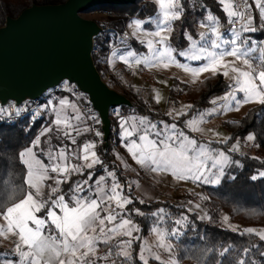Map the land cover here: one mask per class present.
Segmentation results:
<instances>
[{
    "label": "snow or ice",
    "instance_id": "1",
    "mask_svg": "<svg viewBox=\"0 0 264 264\" xmlns=\"http://www.w3.org/2000/svg\"><path fill=\"white\" fill-rule=\"evenodd\" d=\"M149 2L154 4V14L146 19L134 18L128 23L132 31L120 37L118 45L112 46L109 62L119 60L128 67L135 65L145 69L167 70L175 66L190 75L192 83L205 73L209 76L200 81L201 84L221 76L228 81L226 91L210 99V108L191 116L184 110H191L190 104L169 111L166 115L172 117V123L152 121L147 116L125 118L117 112L118 138L137 168L119 153H115L119 164L110 168L98 155L95 140L78 142L86 133L94 132L87 121L99 123V119L83 111L68 97L60 98L57 104L50 100L33 113V121L42 111H47L50 119L25 147L14 153L15 163L23 169V178L0 199V219L4 221L0 224V237L7 239L9 234L15 237L13 249L0 253V264H150L153 260L158 264H177L172 241L188 226V216L181 213L172 220L164 208L153 212L155 220L151 233L155 241L149 243L143 239L139 252L134 255L133 246L141 240L134 233L141 229L130 217L128 206L134 201L127 193L131 192L133 184L137 187L139 184L121 183L117 169L136 172L137 176L142 171L154 178L170 175L176 181L215 186L223 181L229 167L240 165L228 154L239 151V140L226 153L213 144H226L231 137L201 141L192 133H203L202 125L214 115L239 111L249 103L264 106V41H256L248 35L264 31V0H216L224 14L226 30L218 16L200 5L204 16L196 23L198 28L205 30L198 31L194 37L188 29H183L182 35L187 42L183 48L173 44V33L176 23L189 11L184 0ZM196 8V0H192L191 10ZM128 36L146 51L137 52L128 47ZM65 87L72 91L67 82ZM154 99L159 103L161 97L157 93ZM22 111L16 106L0 107V119L20 116ZM182 117L189 118L184 119L181 126L178 121ZM94 134L102 135L99 131ZM213 135L219 136V133L213 132ZM256 139L252 132L245 137L248 142ZM5 150V142L0 138V152ZM0 159L5 168L0 184H7L8 160ZM250 179H264V171ZM144 202L139 200L141 204ZM131 211L143 215L139 209ZM206 216L198 218L204 220ZM228 219L224 217L225 222ZM169 220L173 227L167 226ZM232 230L237 231L235 227ZM243 232L264 241V230L249 227ZM229 251L230 248H224L220 255ZM250 251L245 248L244 256ZM161 252L168 253L167 260L162 259ZM260 255L264 256V252ZM236 264L249 262L240 258Z\"/></svg>",
    "mask_w": 264,
    "mask_h": 264
},
{
    "label": "trees",
    "instance_id": "2",
    "mask_svg": "<svg viewBox=\"0 0 264 264\" xmlns=\"http://www.w3.org/2000/svg\"><path fill=\"white\" fill-rule=\"evenodd\" d=\"M67 0H0V28L6 23L8 17L17 18L24 10L34 5H59ZM185 7L189 9L182 21L175 25L173 33V44L179 48L186 47L187 42L184 40L182 31L188 29L195 37L199 28L197 21L203 19L204 12L200 5L206 6L214 15L218 16L222 23H226L224 14L219 10V5L216 0H196V10H191L192 0H184ZM91 12H108L103 21H97L104 31L95 39V49L93 58L98 71L105 79V72L108 70V56L113 45H116L120 37L125 33L130 17H148L154 14L155 7L151 3H144L143 0H137L134 5H112L104 4L92 7L86 13ZM258 41L264 39V31L249 33ZM130 48L137 47V41H132ZM109 87L113 88L112 84L116 83V76L113 74L109 80L105 79ZM173 87L170 90V102L179 103L180 99H185L187 103L193 106L189 110V116L197 111H203L210 108V99L221 96L226 91L228 83L221 76L213 79H208L206 84H198L196 86L183 83L179 80L173 81ZM133 103L132 108L120 107V111L125 114L147 116L152 121L157 119L166 120L167 117L159 112H150L143 98L131 92H122ZM65 96V95H61ZM128 116V117H129ZM112 136L110 139V148L107 152L103 150L104 141L99 148V155L110 168L117 165L113 156L114 145L120 144L119 129L116 128V120L112 117ZM182 117L178 122L183 123ZM171 122L170 119H167ZM44 115L39 120L33 121L26 117L12 125L0 126V138L3 139L6 145V150L0 152V157L8 160L9 172L8 183L0 184V199L5 198L11 188L19 185L23 178V169L15 163L13 159L14 153L25 147L29 141L41 129V126L46 124ZM226 130L230 133L231 139L225 143H214L216 147H220L228 153L231 144L237 140H243L249 132L255 133L257 139L255 143L259 145V150L264 154V106L259 105L251 108L248 112L239 119L227 120L223 123ZM29 128L31 129L29 131ZM261 153V154H262ZM233 160L240 162V167L231 168L225 175L223 181L217 186L205 185L204 191L208 196L207 205L211 210H226L230 213L234 220L244 224L264 226V179L252 181L250 177L257 174L259 171H264V159L260 156L252 157L249 155L238 154L236 152L228 153ZM5 171L3 159H0V176ZM97 174H100V169L97 168ZM117 174L120 176L121 182H125L121 169H117ZM232 177H235L233 179ZM14 180V184H13ZM67 187L66 185L64 186ZM130 195V194H129ZM133 204L128 206L130 217L134 223L141 229V240L149 234L153 225L154 217L151 215L162 205L158 202L143 204L139 203L136 198L133 199ZM163 206L170 209L172 220L178 218L181 213L187 214L188 226L185 227L179 239L175 241V255L179 264H236L240 258L248 260L249 264L255 261V264H264V256L260 253L264 252V241H261L256 235H249L233 231L221 226L219 222L200 220L196 213H188L185 208L175 206L171 203H165ZM139 209L143 216L137 215L133 209ZM171 220L167 226L171 227ZM141 240H138L133 248L134 255L139 252ZM255 246V247H253ZM224 248H230V251L223 256L220 253ZM250 248L251 251L244 256L243 250ZM158 264V262H152Z\"/></svg>",
    "mask_w": 264,
    "mask_h": 264
},
{
    "label": "water",
    "instance_id": "3",
    "mask_svg": "<svg viewBox=\"0 0 264 264\" xmlns=\"http://www.w3.org/2000/svg\"><path fill=\"white\" fill-rule=\"evenodd\" d=\"M137 0H67L59 5H34L0 28V105L40 100L63 82L86 95L101 119L103 150L110 148L112 113L132 108V101L108 86L93 54L104 31L83 17L92 7L134 5Z\"/></svg>",
    "mask_w": 264,
    "mask_h": 264
},
{
    "label": "rangeland",
    "instance_id": "4",
    "mask_svg": "<svg viewBox=\"0 0 264 264\" xmlns=\"http://www.w3.org/2000/svg\"><path fill=\"white\" fill-rule=\"evenodd\" d=\"M143 2L151 3L149 2V0H143ZM106 16L107 15H104L102 12H91V13L83 14L84 18L95 20V21H103L104 18H106ZM134 18L146 19L147 17H142V18L134 17ZM223 26L226 30L227 24L223 23ZM145 27L147 28L149 26L145 25ZM204 30L205 29L199 28V31H204ZM131 31L132 29H129L128 27L126 28V33H130ZM249 36L252 39L258 41L255 37L251 35ZM134 40L135 39L133 38V41ZM262 41H264V39ZM130 42L129 43L132 44V41ZM132 49H135L137 52L146 51V49L142 48L138 42H137V47H134ZM109 56H110V53H109ZM182 62L184 61L182 60ZM108 63L110 64L109 59H108ZM111 63L113 64V67H112V64H111V67L113 68L115 72V76H116V83L112 84L113 87H117V79H118L119 82L121 81V84L123 86V90L122 88L120 89L121 91L131 92L133 94H137L141 96L143 100L145 101L149 111L159 112L162 115L166 116L167 119L171 120V122H169L167 119L166 120L164 119V121L168 123H172L173 120H172V117H169L168 115H166V113H168L169 111H172L173 109L180 110L183 105H189V103H187L185 99L183 98L180 99L179 103L177 104L170 102V90L173 87V83H174L173 81L177 79L183 83L196 86L200 84V81L205 80V78L209 76L208 73H205L199 78L197 82L192 83L191 76L188 74H185L181 69L175 66H172L168 68L167 70H165L163 68L145 69L143 68V66L136 67L135 65H133L132 67H128L123 62H120V61L119 63L116 64V66H114V60H112ZM192 63H195V62H192ZM157 93L161 97V100L159 103H156L154 99V96ZM62 97H66V96H59V99ZM51 101L53 104L58 103L53 100ZM46 104H48V102ZM259 105L260 104H257V103H249L241 107L239 111H230L226 114L214 115L210 117L207 120V122H205L202 125V128L204 129L203 133H192V135L196 136L201 141L223 140L224 138L230 137V133L226 130L223 123L227 120L239 119L243 117L248 112V110H250L253 107L259 106ZM184 110L189 111V109H186V108ZM44 114L46 115L45 116L47 120L46 122H48V120L50 119V114L48 112L45 113V111H43L42 115ZM112 117L114 118V116ZM181 119L182 118H180V120ZM160 120L162 119H157V121H160ZM213 132L219 133V136H214ZM85 136L86 134L84 135V137H82L83 141L90 140L89 138ZM235 144H237V141L233 142L230 148ZM256 145L257 144L255 143V141L248 142L244 138L243 140H239V151H237L236 153L243 154V155H249L252 157L260 156L262 159H264V154L259 150V147H257ZM213 147L219 150H223L220 147H216L214 145ZM96 151L99 155L98 148L96 149ZM112 153H113L114 160L116 161L117 165L119 164V161L115 159V153H119L120 155L124 156L125 159L128 161V163L132 165L133 168H137V166L128 156L126 150L121 146V143L118 145H114ZM240 166L241 165H232L226 170V174L231 168L240 167ZM137 170L139 171V169ZM121 174L123 175L125 182H137L139 184V187H137L136 184H133L131 192L127 193L128 195L130 194V196L133 199L134 198H136L137 200L143 199L145 202H148V203L158 202L159 204L161 203V205L162 204L164 205L165 203H171L175 206L185 208L188 213H196L199 216L207 214L206 218L204 219L205 221L219 222L222 227L228 228L231 230H232V227H235L237 229V232H241V233H244L243 230L249 227L257 229L258 231L264 230V226L244 224L242 222L234 220L232 216L230 215V213L226 210H211L207 205L208 196L206 195V192L204 191V186L209 185V184H193L191 181L189 182L176 181L170 175L157 176L154 178L152 175L146 174L142 171H140L139 176H137L136 172L123 171L121 169ZM210 186H214V185H210ZM189 201L192 202L191 205L188 204ZM197 204L200 205L199 208L195 207ZM163 205L160 208H164L166 212L169 214L170 209L166 208ZM188 208H191V211H188L187 210ZM143 215H140V216H143ZM209 216L211 217V219L207 218ZM225 216L229 217L227 222L224 221ZM3 223L4 221L0 219V224H3ZM173 226L174 225H172L171 227ZM184 229L182 230V233ZM134 235L140 236V232L134 233ZM179 237L172 241L174 246H175V241H177ZM143 239H147L149 243H153L155 241V236L151 233V230H150L149 234L146 235L144 238H142V240ZM14 240H15V237L11 236L10 234L7 239L0 237V253H7L11 249H13ZM160 254H161L162 259L164 260L168 259V253L161 252ZM9 258H12V257H9ZM175 258H176V255H175ZM152 262H156V261L154 260L150 261V264H152ZM177 264H179L178 261H177Z\"/></svg>",
    "mask_w": 264,
    "mask_h": 264
},
{
    "label": "built area",
    "instance_id": "5",
    "mask_svg": "<svg viewBox=\"0 0 264 264\" xmlns=\"http://www.w3.org/2000/svg\"><path fill=\"white\" fill-rule=\"evenodd\" d=\"M104 15H108V12H102ZM134 17H130L129 21L132 20ZM126 33V31H125ZM124 33V34H125ZM123 34V35H124ZM122 35V36H123ZM121 36V37H122ZM130 41H133V38L131 36H128L127 40H126V44L129 47L131 44ZM130 42V43H129ZM120 43V39L117 42L116 45H118ZM113 50V48L110 50V52ZM98 50H94V52H97ZM109 52V53H110ZM108 62V59H107ZM109 66V63H108ZM102 75V74H101ZM111 76H113V72L111 71V69L108 67V70L105 71V79L109 80L111 78ZM103 77V76H102ZM105 79L103 78V80L105 81ZM65 83L63 82L60 86L49 90L40 100H36V101H26L20 105H17L15 102L10 101L8 102L5 106L0 105V107H9V106H16L21 108L23 111L21 112L20 116H15L13 115V117L11 119H0V126L1 125H12L16 122H18L19 120L29 117L32 119V114L35 113L38 110H41L42 107L49 102L50 100H56L59 98V96L61 95H65L66 97L70 98L71 100L75 101L83 111H85L88 114H95L98 119H99V123H95L92 120H88L87 123L89 125H92L94 132L95 131H99L102 135L100 137L95 136L94 132L92 133H88V138L90 140H95L97 142V148L99 149L102 146V142H103V133L101 130V119L98 115V113L96 112V110L94 109V107L92 106V104L90 103L88 97L86 95H84L75 85L70 84L69 82H67V86L71 87L72 91L69 92L66 90L65 87ZM119 112V116L120 117H128L130 114H125L123 111H120L118 108L112 113V116H114L115 120H116V128L115 130H118V116L116 115V113ZM43 111L41 112V115L38 116L36 118V120H39L42 116Z\"/></svg>",
    "mask_w": 264,
    "mask_h": 264
},
{
    "label": "crops",
    "instance_id": "6",
    "mask_svg": "<svg viewBox=\"0 0 264 264\" xmlns=\"http://www.w3.org/2000/svg\"><path fill=\"white\" fill-rule=\"evenodd\" d=\"M117 63H119V61L118 60H114V66H116V64ZM111 62H110V64H109V68L111 69V71L113 72V74H115V72H114V70H113V64H112V67H111ZM122 88V90H123V86H122V84H121V81L119 82V80L117 79V87H114V89L115 90H117L118 92H120V93H122L123 91H121L120 89ZM124 92H126V91H124ZM123 94V93H122ZM58 100H59V98L58 99H56V100H53V101H56V102H58ZM54 104H56V103H54ZM45 113H47V111H45ZM44 116H46L45 114H44ZM85 137H87L88 138V133H86V136ZM84 139V138H83ZM79 143H83L84 141L82 140V138H80V140L78 141Z\"/></svg>",
    "mask_w": 264,
    "mask_h": 264
}]
</instances>
